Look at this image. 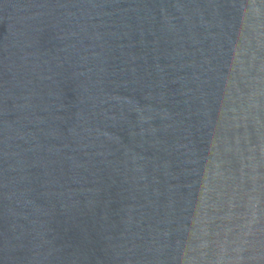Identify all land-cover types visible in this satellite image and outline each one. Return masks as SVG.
Returning a JSON list of instances; mask_svg holds the SVG:
<instances>
[{
    "label": "water",
    "instance_id": "water-1",
    "mask_svg": "<svg viewBox=\"0 0 264 264\" xmlns=\"http://www.w3.org/2000/svg\"><path fill=\"white\" fill-rule=\"evenodd\" d=\"M0 264H264V0H0Z\"/></svg>",
    "mask_w": 264,
    "mask_h": 264
}]
</instances>
